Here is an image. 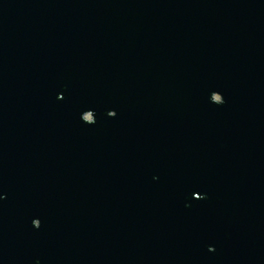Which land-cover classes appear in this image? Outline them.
I'll use <instances>...</instances> for the list:
<instances>
[{"label":"water","instance_id":"95a60500","mask_svg":"<svg viewBox=\"0 0 264 264\" xmlns=\"http://www.w3.org/2000/svg\"><path fill=\"white\" fill-rule=\"evenodd\" d=\"M0 264H264V0H0Z\"/></svg>","mask_w":264,"mask_h":264}]
</instances>
